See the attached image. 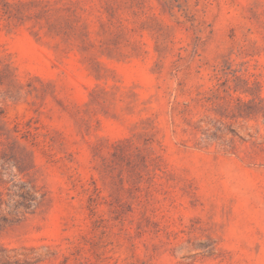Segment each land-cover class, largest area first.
I'll use <instances>...</instances> for the list:
<instances>
[{
    "label": "rangeland",
    "instance_id": "1",
    "mask_svg": "<svg viewBox=\"0 0 264 264\" xmlns=\"http://www.w3.org/2000/svg\"><path fill=\"white\" fill-rule=\"evenodd\" d=\"M0 264H264V0H0Z\"/></svg>",
    "mask_w": 264,
    "mask_h": 264
},
{
    "label": "trees",
    "instance_id": "2",
    "mask_svg": "<svg viewBox=\"0 0 264 264\" xmlns=\"http://www.w3.org/2000/svg\"><path fill=\"white\" fill-rule=\"evenodd\" d=\"M19 187L20 191H15L13 193L14 195L21 198L20 200H16L14 202L15 208L17 210L21 208L24 212H27L37 206V197L33 194L31 187H27L26 183H22Z\"/></svg>",
    "mask_w": 264,
    "mask_h": 264
}]
</instances>
